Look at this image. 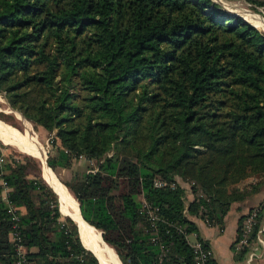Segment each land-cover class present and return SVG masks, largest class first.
<instances>
[{"label": "trees", "instance_id": "1", "mask_svg": "<svg viewBox=\"0 0 264 264\" xmlns=\"http://www.w3.org/2000/svg\"><path fill=\"white\" fill-rule=\"evenodd\" d=\"M0 93L52 135L49 169L120 264H197L189 216L222 225L264 176V32L212 0H0ZM79 157L96 167L61 182ZM1 180L25 264H99L34 158ZM7 209L0 183V264H16Z\"/></svg>", "mask_w": 264, "mask_h": 264}, {"label": "crops", "instance_id": "2", "mask_svg": "<svg viewBox=\"0 0 264 264\" xmlns=\"http://www.w3.org/2000/svg\"><path fill=\"white\" fill-rule=\"evenodd\" d=\"M237 188L247 193L243 197L232 195L233 200L222 225H210L199 216H189L196 223L198 233L190 234L188 240L190 243L198 238L204 240L212 250V259L215 264H264V176L258 178L255 183H252V178H248L240 182ZM186 197L187 201L192 198V194L188 189ZM60 205L62 206V204ZM256 207H259L256 223L258 227L256 232L251 236L250 241L246 244V250L241 253L240 251L243 248H237L235 243L241 234L245 216L252 208ZM21 210L22 212L24 211L23 209ZM83 244L95 252L100 257V260L102 259L99 253L89 248L84 241ZM101 263L105 264L106 262L102 259Z\"/></svg>", "mask_w": 264, "mask_h": 264}, {"label": "rangeland", "instance_id": "3", "mask_svg": "<svg viewBox=\"0 0 264 264\" xmlns=\"http://www.w3.org/2000/svg\"><path fill=\"white\" fill-rule=\"evenodd\" d=\"M215 1L220 2L221 4L220 3L219 4L225 10H227L228 13L244 18L245 20H247L248 22H250L258 29L264 32V5H259L258 3L252 0H215ZM17 113L18 112L12 110L9 107L6 99L4 98V95L0 93V126L5 127L7 130L11 131L18 138L26 140L28 142H32L35 146L38 147V149L44 155L46 160L49 154H53L54 152V150H52L53 147L51 145L52 135L46 132L41 127L35 128L21 114L18 113L19 114L18 115ZM0 146L5 163L10 158L23 159L24 156H30L35 159V161L37 162L40 168V163L36 157L31 156L27 153L20 152L13 145H10L9 143L1 139H0ZM45 163L47 164V160L45 161ZM92 167H96L95 161H88L85 160L83 157H79L78 159H73L68 168L58 167L54 172L61 182H70L73 176L84 173ZM32 170L33 168L31 167L29 171L32 172ZM70 195L72 197V194ZM138 199L140 200L141 197H139ZM90 230L93 232V234L96 237L100 239L101 233L99 230L97 229L95 230L90 229ZM104 245H106L111 250L113 256L117 258L115 256L116 253H114L115 251L113 250V248L105 243Z\"/></svg>", "mask_w": 264, "mask_h": 264}, {"label": "bare ground", "instance_id": "4", "mask_svg": "<svg viewBox=\"0 0 264 264\" xmlns=\"http://www.w3.org/2000/svg\"><path fill=\"white\" fill-rule=\"evenodd\" d=\"M0 139L6 141L10 145H13L20 152L27 153L38 159L40 163V168H41V176L43 177L45 182H47V184L51 186L52 189L57 194L61 204L64 206L65 211L62 208L63 211L75 221L77 226H79L78 229H80L79 232L81 231L80 235H81L82 240L85 242V244L88 247L94 249L97 253H99L103 261L106 262L107 264H119L120 261H118L117 258L113 256L111 250L106 245H104L100 241V239L96 237L89 230L86 223L82 220L80 213H79L78 204L71 197L68 190L58 182L54 174L51 172V170L45 163L46 161L45 157L41 153V151L38 149V147L35 146L32 142H28L26 140L15 137L13 134L9 132V130H7L5 127H2V126H0ZM71 212L74 214L72 215ZM88 250H91V249H88Z\"/></svg>", "mask_w": 264, "mask_h": 264}, {"label": "built area", "instance_id": "5", "mask_svg": "<svg viewBox=\"0 0 264 264\" xmlns=\"http://www.w3.org/2000/svg\"><path fill=\"white\" fill-rule=\"evenodd\" d=\"M3 162H4V158L1 157L0 163H3ZM257 179H258V177H252V183H255ZM152 182H153V186L157 187V188L163 187L167 184L164 179L159 178V177L153 178ZM0 183L2 186L3 198L5 199L6 203L8 204L7 212H8V214L11 215V220L13 222L12 223V230L10 233V239H11L14 251H15V256L17 257L16 264H25L26 250L22 244V237H21L19 225H18V221H19V217L17 215L18 207L8 203L7 195H8V192L10 189L4 180H1ZM141 203H142V209L146 213L148 219L151 221L156 220L157 217H156L155 211H154V209L151 208L150 204L147 203L143 199H141ZM258 212H259V207L252 208L248 212V214L245 216L243 223H242L241 234L235 243V246L237 248H242L243 245H246L248 243V240L250 239V237L252 235V231H253L254 226L256 224ZM190 244H191L193 251H194L196 263L197 264H209L208 260L212 258L211 248L209 246L204 247L202 242L199 241V239L195 240L194 242H192ZM161 250H163V249L161 248ZM163 256H164V254L161 253L159 256V262H158L159 264H162V261H163L162 257Z\"/></svg>", "mask_w": 264, "mask_h": 264}, {"label": "water", "instance_id": "6", "mask_svg": "<svg viewBox=\"0 0 264 264\" xmlns=\"http://www.w3.org/2000/svg\"><path fill=\"white\" fill-rule=\"evenodd\" d=\"M212 1H214V2H217V1H215V0H212ZM217 3H220V2H217ZM221 4V3H220ZM244 19V18H243ZM247 21V20H246ZM250 23V22H249ZM253 25V24H252ZM256 27V26H255ZM20 114V113H19ZM47 159V158H46ZM51 187V186H50ZM52 188V187H51ZM54 191V190H53ZM55 192V191H54ZM59 200V199H58ZM79 205V204H78ZM59 206H60V203H59ZM61 211V210H60ZM61 213H63L62 211H61ZM66 215V214H65ZM68 217H70L69 215H67ZM71 218V217H70ZM72 219V218H71ZM73 220V219H72ZM74 221V220H73ZM75 222V221H74ZM77 225V224H76ZM78 227V226H77ZM78 232H79V229H78ZM79 237H80V239H81V241H82V238H81V235H80V232H79ZM82 243H83V241H82ZM86 248V247H85ZM87 249V248H86ZM88 250V249H87ZM88 251H90V252H92L91 250H88ZM93 253V255L97 258V260H98V262H99V264H101V262H100V259H99V257H97L96 256V254L94 253V252H92ZM122 264V263H121Z\"/></svg>", "mask_w": 264, "mask_h": 264}]
</instances>
